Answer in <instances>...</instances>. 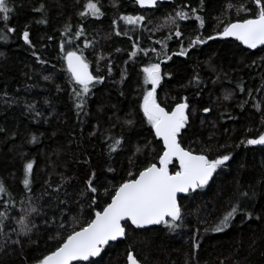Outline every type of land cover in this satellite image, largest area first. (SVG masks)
<instances>
[{"label": "trees", "instance_id": "1", "mask_svg": "<svg viewBox=\"0 0 264 264\" xmlns=\"http://www.w3.org/2000/svg\"><path fill=\"white\" fill-rule=\"evenodd\" d=\"M87 2L7 0L9 19L0 14V264H39L120 184L159 163L163 147L142 108L152 89L143 69L153 64L160 66L156 102L166 110L188 104L180 145L230 159L203 188L178 197L174 229L124 222V236L71 264H127L130 251L139 264H264V144L247 143L264 135V45L249 49L219 36L230 22L256 17L255 0H168L152 8L93 0L99 15ZM68 51L93 73L85 95H76L81 85L65 65ZM178 169L172 160L168 171ZM231 207L238 211L228 227L214 231Z\"/></svg>", "mask_w": 264, "mask_h": 264}, {"label": "snow or ice", "instance_id": "2", "mask_svg": "<svg viewBox=\"0 0 264 264\" xmlns=\"http://www.w3.org/2000/svg\"><path fill=\"white\" fill-rule=\"evenodd\" d=\"M137 2L142 6H154L157 0H137ZM255 4L259 8L256 18L231 23L224 28L222 35L225 37L234 36L249 48L264 45V0H255ZM85 8L93 15L100 14V9L93 0H88ZM10 11L11 9L7 7V0H0V14H5L2 17L5 21L9 19L6 14ZM84 14L81 13V15ZM176 16L180 19L187 18V14L183 11H177ZM196 18L200 19L199 17ZM124 19L128 23H136L143 17L136 19L124 17ZM8 30L13 31L11 28ZM79 35L80 33H77V36ZM176 35L179 36L180 32L177 31ZM212 38L209 37V39ZM23 39L26 43L29 42L27 31L23 33ZM200 42L202 41H193V43ZM179 54L183 55V50ZM65 59L72 79L81 85V89L77 91L76 95L87 94L89 85L94 79L88 72L87 63L74 51H68ZM143 71L145 82L151 84L152 89L144 95L142 108L148 122L155 130L156 136L163 139L165 146V151L159 160L160 166L157 167L156 164H152L141 171L138 178L121 184L112 196L111 203L104 208L103 212H96L95 219H92L87 223V226L82 227L79 231H74L68 235L63 243L50 255L44 256L39 264H70L72 261H87L89 257L98 256L102 246L125 235V227L122 225V221H130L132 225L138 228L165 224L170 229H174L177 227L175 221L181 218V210L177 205V193L203 188L217 168L230 159L228 155H224L215 160H209L204 155H193L180 146L177 142V134L187 124L186 109L188 104L186 102L178 103L171 112L165 111L156 103L155 99L156 87L160 82L159 64L146 67ZM77 107H82V104L77 105ZM204 111L208 112L209 109L206 108ZM247 143L250 145L264 144V135L258 139H250ZM119 144L120 141L117 140L116 145ZM112 150L115 151L116 147L113 146ZM173 157L179 160V170L175 174H170L168 165L172 162ZM32 168L33 164L27 163L25 165L26 174L30 173ZM88 183L90 190L95 192L96 189L91 187V181ZM24 184L26 187L29 184L27 178L24 180ZM4 192L5 188L0 184V193ZM237 211L236 207H231L214 228V231L220 232L227 228L229 221ZM166 217L171 219L166 220ZM20 223H24L23 219ZM127 260L128 264H139L131 252L128 253Z\"/></svg>", "mask_w": 264, "mask_h": 264}, {"label": "water", "instance_id": "3", "mask_svg": "<svg viewBox=\"0 0 264 264\" xmlns=\"http://www.w3.org/2000/svg\"><path fill=\"white\" fill-rule=\"evenodd\" d=\"M140 7H143V8H152V7H154V6H149V5H141V4H139L138 2H137V0H134ZM163 1H168V0H157V2H163ZM254 18H256V17H252V18H248V19H254ZM246 20V19H245ZM244 20H237V21H232V22H230L229 24H231V23H238V22H243ZM229 24H227V25H229ZM226 25V26H227ZM225 26V27H226ZM223 31H224V29L219 33V36L220 37H222V38H231V39H235V40H237L234 36H227V37H225V36H223L222 35V33H223ZM238 42H240L241 43V45L242 46H244V47H246V48H249L247 45H245V44H243L241 41H239V40H237ZM259 46H261V45H258L257 47H259ZM249 49H254V48H249ZM75 52V51H74ZM77 53V52H76ZM77 55H79V56H81L79 53H77ZM65 57H66V55H65ZM65 57H64V61H65V65H66V67H67V69H68V64H67V60L65 59ZM83 59V58H82ZM84 60V59H83ZM85 62V61H84ZM88 65V64H87ZM88 72L93 76V73H92V71H91V69H90V67L88 66ZM94 77V76H93ZM157 103V102H156ZM179 103H183V102H179ZM157 104H159V103H157ZM178 103H176V104H174L173 106H172V108L170 109V110H166L164 107H162L160 104V107H162V108H164L165 109V111H167V112H171L174 108H175V106L177 105ZM186 115H187V109H186ZM152 130H153V132H154V134H155V130L152 128ZM155 136H156V134H155ZM160 141H161V144H162V147H163V150H162V153H161V156L163 155V153H164V151H165V146H164V141H163V139L161 138V137H158V136H156ZM177 142H178V139H177ZM179 143V142H178ZM180 144V143H179ZM181 146V145H180ZM182 147V146H181ZM183 148V147H182ZM184 150H186V151H188L187 149H185V148H183ZM193 155H203V154H198V153H193V152H191ZM160 156V157H161ZM205 156V155H204ZM206 157V156H205ZM172 160H176V162H177V164H178V167H179V160L178 159H176L175 157H173L172 158ZM153 164H156L157 165V167H159L160 166V164L159 163H153ZM150 165H152V164H150ZM150 165H148L147 167H149ZM147 167H145L144 169H146ZM144 169H142L141 171H143ZM179 170V169H178ZM141 171H139L138 172V174L133 178V179H135V178H138V176H139V173L141 172ZM170 173V172H169ZM170 174H175V173H170ZM214 174V173H213ZM213 176V175H212ZM212 178V177H211ZM210 178V179H211ZM209 179V180H210ZM132 180V179H131ZM128 181H130V180H128ZM125 182H127V181H125ZM125 182H123V183H125ZM122 183V184H123ZM121 185V184H120ZM119 185V186H120ZM118 186V187H119ZM117 187V188H118ZM116 191V190H115ZM189 191H193V190H189ZM188 191V192H189ZM188 192H184V193H177V205L179 206V204H178V197L180 196V195H186ZM114 194H115V192H114ZM113 194V195H114ZM111 200H112V197H111V199H110V201H109V203L108 204H110L111 203ZM107 204V205H108ZM107 205L105 206V207H107ZM104 207V208H105ZM104 208L101 210V211H99V212H103V210H104ZM92 219H95V215L93 216V218ZM91 219V220H92ZM166 220H169V219H171L170 217H166L165 218ZM124 222H128V223H130L131 224V222L130 221H122L121 223H122V225H123V223ZM132 225V224H131ZM158 225V224H157ZM85 226H87V225H85ZM84 226V227H85ZM134 226V225H133ZM149 226H152V225H147V226H144V227H141V228H138V227H136V226H134V227H136V228H138V229H142V228H147V227H149ZM81 229V228H80ZM80 229H78V230H76V231H79ZM73 233V232H72ZM71 233V234H72ZM121 237H118L116 240H118V239H120ZM115 240V241H116ZM115 241H109V242H115ZM108 242V243H109ZM63 243V242H62ZM61 243V244H62ZM106 245V244H105ZM103 247V246H102ZM55 251V250H54ZM53 251V252H54ZM132 254H133V252L132 251H130ZM52 253V252H51ZM51 253H49L48 255H50ZM96 257V256H95ZM91 258H93V257H89V259H91ZM88 259V260H89ZM74 262H84V261H82V260H77V261H72V262H70V264L71 263H74ZM127 264H128V260H127Z\"/></svg>", "mask_w": 264, "mask_h": 264}, {"label": "rangeland", "instance_id": "4", "mask_svg": "<svg viewBox=\"0 0 264 264\" xmlns=\"http://www.w3.org/2000/svg\"><path fill=\"white\" fill-rule=\"evenodd\" d=\"M150 91V90H149ZM142 104H143V100H142Z\"/></svg>", "mask_w": 264, "mask_h": 264}]
</instances>
